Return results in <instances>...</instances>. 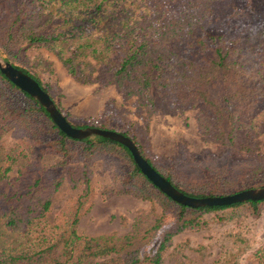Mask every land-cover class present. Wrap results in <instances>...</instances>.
Returning a JSON list of instances; mask_svg holds the SVG:
<instances>
[{
	"label": "trees",
	"instance_id": "trees-1",
	"mask_svg": "<svg viewBox=\"0 0 264 264\" xmlns=\"http://www.w3.org/2000/svg\"><path fill=\"white\" fill-rule=\"evenodd\" d=\"M176 2L180 0H0V54L47 95L28 66L31 52L39 48L55 55L80 84L119 87L128 81L139 92L151 87L174 111L195 109L201 115L197 131L204 141L255 159L229 165L209 154L197 160L181 152L178 159L156 166L133 135L96 126L129 138L148 165L182 194L225 196L245 190L231 186L244 179L264 187V156L256 153L264 122L255 123L264 111V62L257 53L264 31L228 33L220 24L207 29L209 23L196 24L201 20L192 13L182 29L159 9ZM7 132L15 144L5 152L0 142V264H161L172 238L200 229L204 213L242 208L258 217L264 209V200L197 209L174 203L141 175L123 146L99 137H66L36 100L0 74V139ZM44 155L56 158L55 176L49 180L39 163ZM96 160L118 184L107 195L150 203L146 225H134L122 237L77 232L80 217L92 206L89 176ZM63 185L78 188L77 193L49 222L52 194ZM262 237L264 241V231ZM244 264H264V245Z\"/></svg>",
	"mask_w": 264,
	"mask_h": 264
},
{
	"label": "rangeland",
	"instance_id": "rangeland-1",
	"mask_svg": "<svg viewBox=\"0 0 264 264\" xmlns=\"http://www.w3.org/2000/svg\"><path fill=\"white\" fill-rule=\"evenodd\" d=\"M159 9L166 19H176L182 29L187 22L185 16L192 13L195 19L201 20L196 24L209 23L207 29H212V24H220L228 33L253 35L264 31V0H180L172 5H161ZM257 53L264 62V44L258 47ZM0 58L4 59L1 54ZM28 66L70 124L95 128L103 125L127 131L135 137L145 157L156 166H165L178 159L181 152L197 160L209 154L229 165L255 161L252 156L228 152L204 141L197 131L201 115L195 109L182 114L174 111L151 87L139 92L128 81H123L119 87L80 84L70 78L56 56L44 48L31 52ZM262 122L264 111L255 120L256 126ZM0 142L5 152L15 144L10 132L4 133ZM256 153L264 156V134L258 137ZM55 162L56 158L51 155H44L39 160L48 180L55 176ZM89 180L94 193L92 206L80 217L78 233L122 237L130 232L132 226L141 228L149 222L150 217L145 215L150 203L129 195H107V190L118 188V184L112 182L110 171L102 161L96 160L90 165ZM231 186L260 188L256 181L249 179L233 180ZM77 189L63 185L52 194L46 215L49 222L69 206V200ZM152 206L158 212L156 204ZM202 220L204 224L200 229L184 231L171 240L170 246L162 253L161 264H244L257 247L264 245V209L258 217H251L242 208L206 212ZM3 240L0 235V242Z\"/></svg>",
	"mask_w": 264,
	"mask_h": 264
},
{
	"label": "water",
	"instance_id": "water-1",
	"mask_svg": "<svg viewBox=\"0 0 264 264\" xmlns=\"http://www.w3.org/2000/svg\"><path fill=\"white\" fill-rule=\"evenodd\" d=\"M0 74L17 89L27 94L44 109L55 127L66 137L72 140H85L95 137L107 139L123 146L130 154L131 159L141 175L161 194L174 203L190 208H213L226 207L249 201L264 200V187L249 188L225 196L189 197L170 185L141 157L133 142L120 133L103 130L95 127L75 128L72 127L61 113L57 110L49 96L28 75L14 68L10 63L0 58Z\"/></svg>",
	"mask_w": 264,
	"mask_h": 264
},
{
	"label": "crops",
	"instance_id": "crops-1",
	"mask_svg": "<svg viewBox=\"0 0 264 264\" xmlns=\"http://www.w3.org/2000/svg\"><path fill=\"white\" fill-rule=\"evenodd\" d=\"M174 237H175V236H174ZM174 237H173V238H174ZM173 238H172V239H173Z\"/></svg>",
	"mask_w": 264,
	"mask_h": 264
}]
</instances>
